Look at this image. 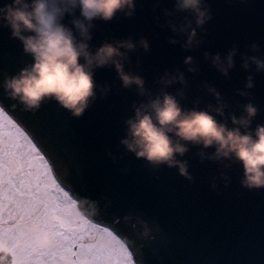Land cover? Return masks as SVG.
<instances>
[{"label": "water", "instance_id": "obj_1", "mask_svg": "<svg viewBox=\"0 0 264 264\" xmlns=\"http://www.w3.org/2000/svg\"><path fill=\"white\" fill-rule=\"evenodd\" d=\"M208 2L212 19L203 25L204 30L198 29L200 43L191 48L182 47L185 34L173 31L167 23L171 19L179 25L190 18L189 12L174 9L175 0H137L133 17L118 13L110 21L96 19L89 41L92 50L106 40L148 39L149 49L137 46L124 65L126 71L144 77L147 92L141 94L135 84L124 87L115 67L107 64L94 69L97 95L79 117L52 99L38 109L66 121L73 195L94 201L98 221L119 227L118 234L129 245L136 264H264V189L249 190L240 184L243 169L238 161L212 159L214 146L186 142L189 148L181 158L187 160L194 177L189 181L175 167L153 166L121 143L127 135L128 117L161 90L176 94L186 108H205L216 106L209 90L214 87L226 103L224 116L216 113L218 119L233 126L230 114L239 116L242 105L251 99L261 108L251 127L264 121V71H255V65L244 69L240 55L252 51L248 47L252 41H258V51L264 52V0ZM165 8L172 10L171 17L165 15ZM233 46L238 49L235 66L225 76L204 53L219 52L223 57ZM188 55L193 57L190 64L185 63ZM30 60L22 42L0 24V81L5 73L18 71ZM177 69L184 73L185 84L161 80L166 71L171 75ZM249 72L255 83L246 89ZM104 85L108 89L101 94ZM241 89L251 95H241ZM0 100L8 104L10 115L37 111L13 107L2 87ZM221 173L230 177L227 186ZM214 177L217 189L211 187ZM145 224L151 229L148 237L138 235Z\"/></svg>", "mask_w": 264, "mask_h": 264}, {"label": "clouds", "instance_id": "obj_2", "mask_svg": "<svg viewBox=\"0 0 264 264\" xmlns=\"http://www.w3.org/2000/svg\"><path fill=\"white\" fill-rule=\"evenodd\" d=\"M227 2L231 3V0ZM136 8L137 0H3L0 3V24L10 28L11 35L22 42L24 52L31 57L30 62L14 73H5L0 81L5 95L13 101L12 106L35 111L43 101L52 99L72 116L79 117L97 95L94 69L107 64L115 67L124 87L135 84L139 92L145 94L144 77L126 71L124 65L129 52L137 46L145 51L149 49L146 37L141 36L135 41L130 36L106 40L95 50L89 45L96 19L110 21L118 13L133 17ZM174 9L190 13V18L186 17L182 24L178 25L171 19L167 21L173 31L185 34L182 47L198 45V29L204 30L203 25L213 16L210 3L208 0H175ZM164 13L172 16L170 9L165 8ZM170 41L175 43V37ZM248 47L251 52L240 54L242 67L249 69L255 65V71H264V52L258 51L259 42L252 41ZM237 52V47L233 46L223 57L219 52L207 50L204 55L227 76L229 69L235 66ZM192 60L191 55L185 57L187 64ZM189 70L193 69L190 67ZM161 80L165 84L176 80L182 84L187 82L179 69L171 75L166 71ZM254 83L253 74L249 72L245 88L251 89ZM107 89L108 85H104L101 94ZM209 90L216 97L215 107L209 104L205 108H186L176 94L161 90L137 106L134 115L128 117L127 135L121 143L137 158H143L153 166L175 167L189 181L194 177L188 170L187 160L181 158L189 148L186 142L200 144L204 148L214 146L210 158H233L240 163L243 169L240 184L243 187L264 189V121L251 127L253 119L261 111L260 106L249 99L242 105L243 111L239 116L230 114L233 125L230 127L227 120L218 119L216 115L224 116L226 103L222 101L221 93L214 87ZM238 91L241 95H251L244 89ZM221 175L227 186L230 177L226 173ZM32 182L33 187L39 184L48 188L51 184L47 175L33 178ZM211 187L217 189L215 177ZM24 192L27 195L28 189ZM59 196L63 197L64 193H59ZM62 208L74 224L101 223L97 219L95 202L87 197L72 195L64 199ZM25 232L35 248L46 249L52 244V233L42 219L33 218L23 227L14 219H5L0 221V264H13L15 247ZM150 232L145 224L138 235L148 237ZM116 240L113 233L102 227H93L86 237V241L96 248H109Z\"/></svg>", "mask_w": 264, "mask_h": 264}, {"label": "snow or ice", "instance_id": "obj_3", "mask_svg": "<svg viewBox=\"0 0 264 264\" xmlns=\"http://www.w3.org/2000/svg\"><path fill=\"white\" fill-rule=\"evenodd\" d=\"M6 109L8 104L0 100V221L14 219L23 227L40 218L52 233L51 246L38 249L25 232L15 247L13 264H134L118 226L74 224L63 211V201L73 195L75 185L66 121L51 112L10 115ZM41 175L51 181L48 188L33 187V178ZM93 227L113 233L116 242L109 248L93 247L86 241Z\"/></svg>", "mask_w": 264, "mask_h": 264}, {"label": "rangeland", "instance_id": "obj_4", "mask_svg": "<svg viewBox=\"0 0 264 264\" xmlns=\"http://www.w3.org/2000/svg\"><path fill=\"white\" fill-rule=\"evenodd\" d=\"M76 246H74V248H75Z\"/></svg>", "mask_w": 264, "mask_h": 264}]
</instances>
